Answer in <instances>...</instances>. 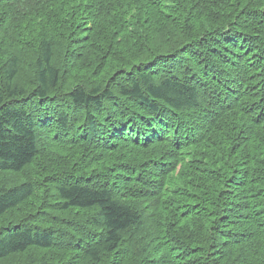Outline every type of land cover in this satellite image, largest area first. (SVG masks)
<instances>
[{
    "label": "trees",
    "instance_id": "trees-1",
    "mask_svg": "<svg viewBox=\"0 0 264 264\" xmlns=\"http://www.w3.org/2000/svg\"><path fill=\"white\" fill-rule=\"evenodd\" d=\"M0 264H264V0H0Z\"/></svg>",
    "mask_w": 264,
    "mask_h": 264
}]
</instances>
